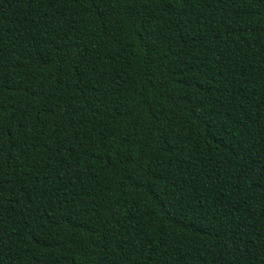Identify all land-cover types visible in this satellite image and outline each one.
I'll use <instances>...</instances> for the list:
<instances>
[{
  "label": "trees",
  "instance_id": "obj_1",
  "mask_svg": "<svg viewBox=\"0 0 264 264\" xmlns=\"http://www.w3.org/2000/svg\"><path fill=\"white\" fill-rule=\"evenodd\" d=\"M0 264H264V0H0Z\"/></svg>",
  "mask_w": 264,
  "mask_h": 264
}]
</instances>
